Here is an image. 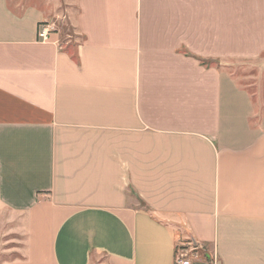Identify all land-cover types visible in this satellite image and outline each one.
Listing matches in <instances>:
<instances>
[{
    "label": "crops",
    "instance_id": "obj_1",
    "mask_svg": "<svg viewBox=\"0 0 264 264\" xmlns=\"http://www.w3.org/2000/svg\"><path fill=\"white\" fill-rule=\"evenodd\" d=\"M260 57L264 0H0L3 264H264V95L226 68Z\"/></svg>",
    "mask_w": 264,
    "mask_h": 264
},
{
    "label": "rangeland",
    "instance_id": "obj_2",
    "mask_svg": "<svg viewBox=\"0 0 264 264\" xmlns=\"http://www.w3.org/2000/svg\"><path fill=\"white\" fill-rule=\"evenodd\" d=\"M41 1V0H40ZM49 1V0H48ZM52 1V0H51ZM63 3V0H54ZM54 20V19H53ZM60 30L68 35L74 34L72 27L68 23H60ZM63 33V34H64ZM257 64L258 67L255 66ZM226 68L238 81L246 86L258 99H263L264 95V57H260L255 62H231ZM5 227L0 224V264L5 261L21 257L19 248L23 247L25 238L21 235H3Z\"/></svg>",
    "mask_w": 264,
    "mask_h": 264
},
{
    "label": "built area",
    "instance_id": "obj_3",
    "mask_svg": "<svg viewBox=\"0 0 264 264\" xmlns=\"http://www.w3.org/2000/svg\"><path fill=\"white\" fill-rule=\"evenodd\" d=\"M53 25L48 22H43L39 25L38 28V40L47 41L50 37V34L54 31ZM176 262L178 264H191V260L182 247H178L176 254Z\"/></svg>",
    "mask_w": 264,
    "mask_h": 264
}]
</instances>
